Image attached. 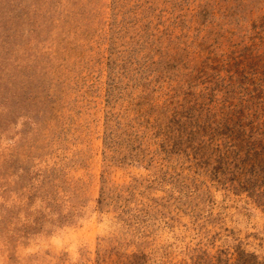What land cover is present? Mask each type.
<instances>
[{
	"label": "rangeland",
	"instance_id": "obj_1",
	"mask_svg": "<svg viewBox=\"0 0 264 264\" xmlns=\"http://www.w3.org/2000/svg\"><path fill=\"white\" fill-rule=\"evenodd\" d=\"M0 264H264V0H0Z\"/></svg>",
	"mask_w": 264,
	"mask_h": 264
}]
</instances>
